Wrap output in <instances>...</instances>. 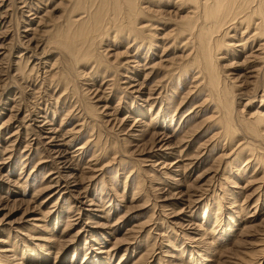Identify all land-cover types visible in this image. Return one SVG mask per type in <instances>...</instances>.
Segmentation results:
<instances>
[{"label":"rangeland","instance_id":"rangeland-1","mask_svg":"<svg viewBox=\"0 0 264 264\" xmlns=\"http://www.w3.org/2000/svg\"><path fill=\"white\" fill-rule=\"evenodd\" d=\"M69 1L0 0V198L7 205L0 215V252L14 249L11 254L19 264H264V169L244 159L239 168L248 166L243 171L236 166L223 171V162L237 145H215L220 129L205 132L214 119L205 85L194 84V71L182 76L177 71L189 48L171 31L191 7L180 5L181 0L141 3L150 7L160 29L153 31L158 48L142 50L141 73L131 72L128 59L133 54L125 52L131 41L114 42L119 33L110 31L99 54L111 62L118 57L126 65L116 76L103 67L98 71L95 63L74 72L68 57L49 42L52 29L65 21ZM232 29L230 47L219 51L217 66L233 89L229 99L240 132L237 144H260L261 139L251 140L242 121L264 114V60L249 57L264 58V39ZM164 35L166 40L161 39ZM61 75L70 80L69 90L59 84ZM135 80L154 88L150 103L127 88ZM89 104L98 118L86 117ZM136 119L147 130L136 128ZM197 125L199 136L183 140L182 152L171 155V149L155 148L159 135L175 145ZM137 129L139 133H132ZM60 137H66L67 146H58ZM96 145L108 151L96 153L99 159L94 160ZM214 146L215 152L207 151ZM195 149L202 154L197 150L196 155ZM195 156L199 159L188 166ZM177 161L181 171L173 173L171 165ZM67 174L77 179L76 192L67 185ZM35 218L38 221H30Z\"/></svg>","mask_w":264,"mask_h":264},{"label":"bare ground","instance_id":"bare-ground-1","mask_svg":"<svg viewBox=\"0 0 264 264\" xmlns=\"http://www.w3.org/2000/svg\"><path fill=\"white\" fill-rule=\"evenodd\" d=\"M146 0H70L69 3L71 4L70 7L67 10V15L65 17V21L63 23L58 24V26L53 24V31L50 32L48 39L50 40L49 42L52 43L56 49H59L61 53H64L68 59H69V66L74 70V72L79 71L81 66L88 65L92 63V65L95 63L96 67H98V71H100L101 67L106 69L107 71L110 70V72H114L116 76L120 73V71L123 69L124 71L126 70L125 67L126 65H123L122 63L119 62L118 57L111 62V60L105 59L101 54H99V49H101L100 44L104 42L103 40L107 39V36L110 31L113 30V33H119L118 35L120 36V39H114V42H119V41H126L129 43L127 47L126 53H131L133 54V59H128V61L133 64L131 67V72L134 73V71L138 72H143L140 71L141 64V53L142 50L152 48L153 46L158 48V38L153 31L155 30H160L159 26L157 24L156 16L152 15L149 11L150 7L147 8L144 6ZM152 3V5H159L160 2L164 0H147ZM169 1V0H168ZM144 4H141V3ZM170 2V1H169ZM178 3H181L180 5H187L191 7V11L187 12L186 16L182 17L181 20L176 22V29H173L171 31L172 36L177 37V38H184L182 42V45L185 48H189V53L186 56L185 60L181 61V64H178V72L179 74L185 75V74H190V72L193 73L194 75L192 76L191 79H193L194 84H199V85H205L204 91L208 94L207 96V101L212 103L213 105V114L212 116L214 119L212 120V123L210 124V128H206L205 132H209L210 129H220L218 134L216 133L215 137H218V135H221L218 138H221L220 140L217 141L215 145H221L222 142H224L223 145H228V146H236V148H233L231 152L229 153L232 155L229 160L226 162H223V171L226 170V173H228V168L231 167H238L240 164L243 162L244 159H249L248 165H253L255 163V166H261V168L264 169V114H254V118L252 115V120H244L242 121L245 125H247V130L250 131L253 135V138L251 140H260V144H252L250 141H246L245 143L237 144L238 138L240 135L239 130L234 126V120L231 112V101L229 99V95L232 93L231 87L228 86V81L227 83L224 82V78L222 73L219 70V67L217 66V60L218 58H221L219 56V51L221 53H224L223 51L225 48L230 47L227 43V40L231 37V31H233L232 28L240 29V33L242 36L245 34L250 35L251 37L249 38H254V39H264V0H181ZM166 4V3H165ZM161 5V4H160ZM185 5V6H186ZM155 6V7H156ZM159 8V7H158ZM181 10V9H180ZM79 12V13H78ZM75 14H78V18ZM158 14H161L158 13ZM4 16V15H3ZM76 16V17H75ZM41 17V16H40ZM164 18V17H163ZM31 19V18H30ZM146 20V21H145ZM161 24L163 25L164 22H162L164 19H160ZM37 21V20H36ZM166 22V21H165ZM160 23V22H159ZM111 26V27H110ZM161 26V25H160ZM30 31V30H29ZM236 32V31H235ZM32 34V33H31ZM112 34V33H111ZM236 34V33H235ZM238 35V33H237ZM162 36L161 39H167ZM236 36V35H235ZM161 37V36H160ZM46 39V37H44ZM109 38V37H108ZM114 38V37H113ZM112 39V38H111ZM157 39V40H156ZM108 40V39H107ZM130 40V41H129ZM231 40V39H230ZM236 41L238 39H235ZM243 40V39H242ZM250 40V39H249ZM249 40L246 41L249 42ZM102 41V42H101ZM186 41V42H185ZM245 41V40H243ZM264 41V40H262ZM260 42V41H258ZM121 43V42H119ZM256 43V41H255ZM25 44V43H24ZM47 44V43H46ZM104 44V43H103ZM109 44V43H108ZM118 44V43H117ZM181 44V43H180ZM243 44V43H241ZM251 44V43H249ZM160 45V44H159ZM245 45V44H244ZM243 45V46H244ZM247 45V44H246ZM261 44H258V46ZM48 46V45H47ZM51 45H49L50 47ZM106 46V45H105ZM240 46V45H239ZM253 46V45H252ZM262 50H264V43H262ZM46 47V45H45ZM148 47V48H147ZM238 47V46H237ZM1 48V47H0ZM35 48V47H34ZM107 48V47H106ZM150 48V49H151ZM261 48V47H260ZM103 49H105L103 47ZM155 49V48H153ZM52 50V47H51ZM58 50V51H59ZM106 50V49H105ZM149 50V49H148ZM152 50V49H151ZM253 50V49H252ZM42 51V50H41ZM49 51V50H48ZM129 51V52H128ZM160 51V49H159ZM103 52V50H102ZM245 52V51H244ZM254 52V51H253ZM252 52V53H253ZM258 54H261V49H257ZM40 53V52H39ZM42 53V52H41ZM107 53V52H106ZM144 53V52H143ZM164 53V52H163ZM52 54V53H51ZM109 54V53H108ZM116 55H119L117 53H114ZM123 54V53H122ZM121 54V55H122ZM125 54V53H124ZM122 56H125V55ZM32 55V54H31ZM128 55V54H127ZM126 55V56H127ZM41 56V55H40ZM43 56V54H42ZM130 56V55H129ZM157 56V55H156ZM164 56V55H163ZM252 59L254 60L259 57L258 59L264 60L263 57H260L259 55H250ZM44 58V57H42ZM128 58V56L126 57ZM125 58V59H126ZM131 58V57H129ZM141 58V59H140ZM161 58V57H159ZM247 59V56L246 58ZM250 59V58H249ZM145 60V59H144ZM253 60V61H254ZM127 61V60H125ZM163 60H161L162 62ZM250 61V60H249ZM252 61V60H251ZM257 62V60H255ZM166 62V61H163ZM247 62V60H246ZM245 62V64H246ZM43 63V62H42ZM68 63V62H67ZM128 65V62H126ZM130 63V65H131ZM122 64V65H121ZM125 64V62H124ZM248 64V63H247ZM260 64V63H259ZM157 65V64H156ZM34 66V65H33ZM89 66V65H88ZM144 66V64H143ZM152 66H155L152 65ZM32 67V66H31ZM86 67V66H85ZM145 67V66H144ZM95 68V66H94ZM258 68V67H257ZM20 69V68H19ZM31 69V68H30ZM70 69V68H69ZM109 69V70H108ZM153 69V67H152ZM259 69V68H258ZM262 70V68H260ZM32 70V69H31ZM83 70V69H82ZM81 70V72H82ZM180 70V71H179ZM64 71V70H63ZM71 71V70H70ZM102 71V70H101ZM254 72V70H252ZM264 72V71H263ZM22 73V72H21ZM25 73V72H24ZM67 73V72H66ZM78 73V72H77ZM99 73V72H98ZM104 73V72H103ZM145 73V72H144ZM152 75V72H150ZM262 73V72H261ZM149 74V73H148ZM178 74V75H179ZM80 75V74H79ZM59 76V74H58ZM126 76V75H125ZM191 76V75H190ZM254 76V75H253ZM256 76L257 72H256ZM255 76V77H256ZM110 77V75H109ZM132 77V76H131ZM130 77V78H131ZM227 77V75H226ZM225 77V78H226ZM260 77V76H259ZM113 78V77H112ZM111 78V80H112ZM258 78V77H257ZM147 79V78H145ZM110 80V79H109ZM114 80V79H113ZM126 80V79H125ZM131 80H133L131 78ZM127 81V80H126ZM59 84L61 85L64 84L67 87H65V90H69L68 85L70 83V80L67 79L66 76L61 75L60 81H58ZM107 82V81H106ZM105 82V83H106ZM112 82V81H111ZM133 82V81H132ZM135 83L132 84L131 86H128L127 88L130 89L131 93H135L139 96H143L146 98L144 102L150 103L151 102V97H153V89L154 88H148L149 86L145 83H137V80L134 81ZM145 82H147L145 80ZM159 82V81H158ZM254 82V81H253ZM123 83V82H122ZM161 83V82H160ZM257 83V81H256ZM243 84V83H242ZM102 86V85H101ZM111 86V85H110ZM148 86V87H147ZM113 87V86H112ZM126 87V86H125ZM103 88V87H101ZM162 88V87H161ZM198 88H200L198 86ZM202 88V87H201ZM109 89V88H106ZM263 89V88H262ZM100 90V88H99ZM99 90L95 91V94L99 92ZM201 90V92H203ZM255 90V89H254ZM264 90V89H263ZM101 91V90H100ZM127 91V89H126ZM156 91V90H155ZM154 91V92H155ZM72 92V91H71ZM93 92V91H92ZM103 92V91H102ZM73 93V92H72ZM71 93V94H72ZM163 93V92H162ZM200 94V92H199ZM93 95V94H92ZM106 95V94H105ZM115 95V94H114ZM126 95V94H125ZM134 95V94H133ZM138 96V97H139ZM73 97V96H72ZM96 97V96H95ZM104 96H99L98 98H102ZM131 97V96H130ZM135 97V96H134ZM262 99L264 98V91L262 94ZM154 98V97H153ZM94 99V98H93ZM135 99V98H134ZM137 99V97H136ZM98 100V99H97ZM102 100V99H101ZM133 100V99H132ZM142 100V99H141ZM140 100V101H141ZM144 100V99H143ZM156 100V99H155ZM135 101V100H134ZM158 101V100H157ZM206 101V100H205ZM97 102V101H96ZM157 103V102H156ZM207 103V102H206ZM208 103V104H210ZM152 106H154L152 104ZM151 106V107H152ZM203 106V105H202ZM207 106V105H206ZM246 106V105H245ZM208 107V106H207ZM210 107V106H209ZM20 109V108H19ZM94 107L89 104V107H87L86 111V117H89V115H92V117H97V112H94L96 110H92ZM105 109H108L107 107ZM206 109V108H205ZM109 110V109H108ZM37 111V110H36ZM84 111V112H86ZM106 111V110H105ZM177 111V110H176ZM70 112V111H69ZM128 112V111H127ZM150 112V111H149ZM152 113V112H151ZM89 114V115H88ZM256 115V117H255ZM110 117V116H109ZM113 117V116H112ZM98 118V117H97ZM128 118V116H127ZM134 118V117H133ZM86 119V118H85ZM92 119V118H91ZM90 119V120H91ZM116 119V118H115ZM129 119V118H128ZM132 119V118H130ZM184 119V118H182ZM235 119V117H234ZM242 119V118H241ZM95 120V119H94ZM125 118L123 119V121ZM134 120V119H133ZM193 120L192 118L190 121ZM38 121V120H37ZM126 121V120H125ZM137 122L136 128L138 129H143L145 128L143 126V122L141 120L137 119L135 120ZM239 120L242 126V122ZM46 122V121H45ZM87 122V120L85 121ZM92 122V121H91ZM135 122V123H136ZM43 123V122H42ZM41 123V124H42ZM84 123V122H83ZM88 123V122H87ZM191 123V122H190ZM45 124V123H44ZM51 124V123H50ZM87 125V124H86ZM47 126V125H45ZM50 126V125H49ZM78 126V125H77ZM202 126V125H201ZM44 127V126H42ZM80 127V126H79ZM131 127V126H130ZM133 128V126H132ZM135 128V129H136ZM200 126H193V128L190 129L189 132L185 134V136L179 140V143H175V145H171V138L164 136V135H159L157 139V143L155 148L157 147L158 150L166 151L168 149H171V155H175V153L181 152L182 150V145H184L183 140L186 138L189 139V137H196L198 135V129ZM204 128V127H202ZM43 129V128H42ZM81 130V128H79ZM136 130L132 133L135 132H140V130ZM147 130V128H145ZM51 130V129H50ZM57 130V129H55ZM59 130V129H58ZM130 130V128H129ZM72 131V130H71ZM76 131V130H75ZM79 131V130H78ZM51 132H54L51 130ZM56 132V131H55ZM144 133L145 130L143 131ZM204 132V133H205ZM70 133V132H69ZM72 133V132H71ZM98 133V132H96ZM131 133V135H132ZM137 133V134H138ZM143 133V134H144ZM197 133V134H194ZM201 133V132H200ZM199 133V134H200ZM52 134V133H51ZM78 134V133H77ZM86 134V133H85ZM142 134V133H141ZM149 134V133H148ZM242 134V133H241ZM73 135V134H72ZM75 135V134H74ZM80 135V134H78ZM146 135V134H145ZM67 136V135H66ZM84 136V135H83ZM130 136V135H129ZM133 136V135H132ZM143 136V135H141ZM140 136V137H141ZM156 136V134H155ZM199 136V135H198ZM43 137V136H42ZM46 137V136H45ZM74 137V136H73ZM93 138V136H91ZM131 137V136H130ZM242 137V136H241ZM50 138V137H49ZM136 138L138 140L139 136L136 135ZM181 138V137H180ZM197 138V137H196ZM249 138V137H248ZM249 138V139H250ZM45 139V138H44ZM78 139V137H77ZM143 139V137H142ZM154 139V138H153ZM216 139V138H214ZM223 139V141H222ZM71 140V139H70ZM91 140V138H90ZM187 140V139H186ZM68 141V140H67ZM66 141V137H60L58 139V146L60 147H65L67 146L68 142ZM149 141V140H148ZM156 141V140H155ZM154 141V142H155ZM183 141V142H182ZM214 141V140H213ZM45 142V141H44ZM48 142V141H47ZM46 142V143H47ZM72 142V141H71ZM70 142V143H71ZM95 142V141H94ZM206 142V141H205ZM216 142V141H214ZM253 142V141H252ZM45 143V144H46ZM49 143V142H48ZM51 143V142H50ZM86 143V142H85ZM88 143V142H87ZM208 143V142H207ZM207 143H203L206 144ZM212 143V142H211ZM255 143V142H253ZM98 144V141H97ZM202 144V143H201ZM209 144V143H208ZM57 145V144H56ZM84 145V144H83ZM81 145V147L83 146ZM137 145V144H136ZM39 146V145H38ZM55 146V145H54ZM57 146V147H58ZM85 146V145H84ZM83 146V148H84ZM153 146V145H152ZM173 146V147H172ZM201 146V145H200ZM211 146V145H210ZM59 147V148H60ZM79 147V148H81ZM94 150V155H92L96 160L98 157L99 153L107 152L108 150L104 148L96 146H92ZM208 147V146H207ZM206 147V148H207ZM253 147V148H252ZM26 148V147H25ZM78 148V147H77ZM196 148V147H195ZM199 148V147H198ZM205 148V147H204ZM211 148V147H210ZM213 148V149H212ZM210 150L208 149L207 151H211L210 153L215 152L216 147H212ZM221 148V147H219ZM247 148V151H246ZM250 148V150H248ZM35 149V148H34ZM76 149V148H75ZM90 147L86 150V152H89L92 150ZM202 149V148H201ZM218 149V148H217ZM231 149V148H230ZM6 150V149H5ZM85 150V149H83ZM82 150V151H83ZM155 150V149H153ZM198 149H195L194 152H197ZM61 151V149H60ZM205 150H202L204 152ZM244 151H246V155H249L247 158L245 156ZM73 152V151H72ZM170 152V151H169ZM199 152V150H198ZM197 152V153H198ZM249 152V153H248ZM60 153V152H58ZM81 153V151H80ZM79 153V154H80ZM98 153V154H96ZM200 153V152H199ZM196 155H200V154ZM67 154V153H66ZM72 154V153H71ZM76 154V153H75ZM105 154V153H104ZM164 154V153H163ZM184 154V153H183ZM204 154V153H203ZM53 155V154H52ZM59 155V154H58ZM77 155V154H76ZM210 155V154H208ZM56 156V155H55ZM72 156V155H71ZM198 156H195L193 159H191L193 162L191 164H188V166H194V163L199 159ZM92 157V158H93ZM222 157V156H220ZM77 158V157H76ZM150 158V157H149ZM179 158V157H178ZM211 158V157H210ZM253 158V159H252ZM99 159V157H98ZM219 160V158H216ZM179 160V159H178ZM194 160H196L194 162ZM206 160V159H205ZM222 160V158L220 159ZM204 161V160H203ZM90 162V161H89ZM95 162V161H93ZM190 162V161H189ZM245 162V161H244ZM63 163V162H62ZM61 163V164H62ZM155 163V162H154ZM153 163V164H154ZM219 163H221L219 161ZM96 164V162H95ZM94 164V165H95ZM179 161L176 163H173L171 165V170L174 173H179L181 171V166L178 165ZM215 164V163H214ZM247 164L243 166V168H239V171H243V169L247 168ZM63 165V164H62ZM69 165V164H68ZM165 165V163H164ZM253 165V166H254ZM92 166V165H89ZM170 167V166H169ZM168 167V168H169ZM187 167V166H186ZM190 167V168H192ZM222 167V166H221ZM65 168V167H64ZM91 168V167H90ZM1 169V168H0ZM69 169V167L67 168ZM220 169V168H219ZM72 170V169H71ZM75 170V169H74ZM189 170V169H187ZM186 170V171H187ZM206 170V169H205ZM211 170V169H210ZM214 170V169H213ZM222 170V169H221ZM217 171V170H215ZM222 171V173H223ZM212 172V171H210ZM209 172V173H210ZM68 173V172H67ZM165 174V173H164ZM241 174V173H240ZM254 174V173H253ZM70 176L71 174H67ZM207 175V174H205ZM223 175V174H222ZM224 176V175H223ZM183 178V177H182ZM205 178V177H204ZM6 179V178H5ZM153 179V178H152ZM214 179V178H213ZM10 180V179H9ZM8 180V181H9ZM199 180V179H198ZM142 181V180H141ZM140 181V182H141ZM12 184L14 183L11 181ZM179 182V181H178ZM67 185L70 186V190L73 192H76V189L78 187L77 184V179L74 180L73 177L70 176L69 180L66 181ZM138 183V182H137ZM10 184V183H9ZM11 184V185H12ZM15 184H17L15 182ZM14 184V185H15ZM161 184V183H160ZM18 185V184H17ZM59 185V184H58ZM140 185V184H139ZM212 185V184H211ZM216 185V184H215ZM222 185V184H221ZM55 186V185H54ZM65 186V185H64ZM200 186V185H199ZM223 186V185H222ZM140 187V186H139ZM142 187V186H141ZM51 188H53L51 186ZM61 188V187H60ZM63 188V187H62ZM68 188V187H67ZM216 188V187H215ZM223 188V187H222ZM228 187L224 185V190L227 193ZM75 189V191H74ZM195 189V188H194ZM201 187H199L200 191ZM220 189V187H219ZM59 190V189H58ZM57 190V191H58ZM191 190V189H190ZM222 190V189H221ZM202 191V190H201ZM197 192V191H196ZM195 192V193H196ZM206 192V191H205ZM223 194H226V193ZM188 193V191H187ZM192 193V192H191ZM190 193V194H191ZM194 193V194H195ZM199 193V192H198ZM210 193V192H209ZM185 194V193H184ZM184 194L182 196H184ZM189 194V196H190ZM187 195V194H186ZM185 195V196H186ZM193 195V193H192ZM201 195V194H200ZM199 195V196H200ZM214 195V194H213ZM212 195V196H213ZM240 195V194H239ZM172 196V195H171ZM194 196V195H193ZM206 196V195H205ZM225 196V195H224ZM179 197V196H178ZM195 197H198L196 194ZM194 197V198H195ZM214 197V196H213ZM219 197V196H218ZM50 198V197H48ZM52 198V197H51ZM175 198V197H174ZM184 198V197H183ZM188 198V197H187ZM192 198V197H191ZM201 198V197H200ZM59 199V198H58ZM180 199V198H179ZM190 200V198H188ZM199 199V198H197ZM218 199V198H217ZM26 201V200H25ZM56 201V200H55ZM182 201V200H181ZM196 201V200H195ZM217 201V200H216ZM187 202V201H186ZM190 202V201H189ZM55 203V202H54ZM192 203V202H191ZM229 203V202H227ZM234 205V204H233ZM52 206V205H51ZM94 206V205H93ZM161 206V205H160ZM54 207V205H53ZM57 209V208H56ZM7 210V205L2 202L0 198V215ZM87 210V209H86ZM257 210V209H256ZM91 211V210H90ZM89 212V211H88ZM99 213H104L106 218L107 212H105L103 209H100L97 211ZM51 213V212H50ZM174 213V212H173ZM176 213V212H175ZM4 216V215H3ZM7 216V217H6ZM5 216L6 218H9L10 215ZM34 218V217H33ZM102 218V217H100ZM30 221L35 222L38 221L36 218L31 219ZM183 221V220H182ZM191 221V220H190ZM29 222V221H27ZM1 223V220H0ZM31 223V222H29ZM34 223L29 224L33 226ZM182 224V223H181ZM185 225V224H184ZM170 227V226H169ZM37 228V227H36ZM30 229V227H29ZM96 229V228H95ZM201 229V228H200ZM244 231V230H243ZM171 232V231H170ZM241 233V232H240ZM241 235V234H240ZM236 237V236H235ZM243 237V236H242ZM39 240V239H38ZM1 241V240H0ZM6 241V240H5ZM196 242V241H195ZM63 244V243H62ZM200 244V243H199ZM209 244V243H208ZM4 245V244H3ZM9 246V245H8ZM44 246V245H43ZM66 246V245H65ZM65 248V247H63ZM9 249V248H8ZM5 248L3 251L1 250L0 253V258L3 259L2 261L5 262L6 264H19L17 263L16 256L13 258L14 254ZM185 249V248H184ZM45 251V250H44ZM15 252V251H14ZM104 252V251H103ZM5 253V254H3ZM9 253V254H7ZM11 254V255H10ZM105 254V253H104ZM13 255V256H12ZM17 255V254H16ZM102 255V254H101ZM163 255V254H162ZM18 258V256H17ZM19 260V259H18ZM142 260V259H141ZM177 260V259H176ZM17 261V262H16ZM190 262V261H189ZM1 263V261H0ZM3 263V264H5ZM174 263V262H173ZM2 264V263H1Z\"/></svg>","mask_w":264,"mask_h":264}]
</instances>
